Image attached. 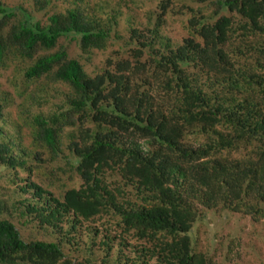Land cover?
Masks as SVG:
<instances>
[{"label": "trees", "instance_id": "16d2710c", "mask_svg": "<svg viewBox=\"0 0 264 264\" xmlns=\"http://www.w3.org/2000/svg\"><path fill=\"white\" fill-rule=\"evenodd\" d=\"M127 1L148 22L121 34ZM28 2L0 0V264H219L198 247L208 212L264 221V0Z\"/></svg>", "mask_w": 264, "mask_h": 264}, {"label": "rangeland", "instance_id": "374dc122", "mask_svg": "<svg viewBox=\"0 0 264 264\" xmlns=\"http://www.w3.org/2000/svg\"><path fill=\"white\" fill-rule=\"evenodd\" d=\"M9 5L23 4L28 6V0H2ZM71 1V0H68ZM90 8L97 6V8L104 4L110 6L116 2V0H86ZM138 1V0H136ZM146 2V0H143ZM188 3L190 0H184ZM142 3V2H138ZM177 3V2H176ZM175 3V4H176ZM29 7V6H28ZM119 9V31L121 34L125 33L126 19L130 18L134 21L135 25L139 28H144L147 24V9L149 5L146 2L145 5L136 7L134 3L127 1L126 3L119 2L117 7ZM176 8L179 10L174 17L168 19L166 26L163 28V34L171 39L173 42L180 41L186 34L182 28L181 21L183 20V13L185 9L181 4H177ZM121 44V41H119ZM118 49V45L108 48L105 51H91L89 53L90 62H84L86 71L93 75L96 71L102 68L105 64V59L108 56H114L115 50ZM69 53L72 56H76L80 53L79 49L72 43L69 46ZM12 73H15V66L9 65L7 70L0 69V85L4 89H9V81ZM8 78V79H7ZM14 93V92H13ZM13 102V101H12ZM20 99L16 98V103L11 104L9 109V118H16L18 120L17 108ZM7 122L6 127L9 128ZM29 129L22 127L20 130L21 139L25 146H29ZM45 155H43L44 157ZM44 172V169H42ZM0 185L10 186L5 184L0 179ZM73 185V186H77ZM54 190V188H53ZM17 229L25 239L38 238V239H52V237L46 236L38 227L29 222L26 225L20 224L17 220H13ZM82 239L79 240V245L84 246L85 240H87L86 230L82 228ZM99 229L100 226H99ZM101 233L95 238V242H99ZM198 247L203 250H209V254L213 255L219 264H264V221H253L248 215L239 213L223 212H208L206 219L198 224ZM67 248L69 245H66ZM75 254V253H74ZM96 254L100 258L102 256L101 248H96Z\"/></svg>", "mask_w": 264, "mask_h": 264}]
</instances>
